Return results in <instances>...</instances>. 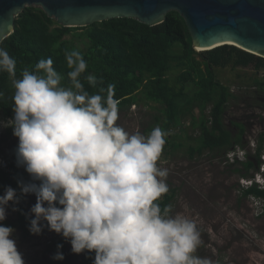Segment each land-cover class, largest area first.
<instances>
[{"label": "clouds", "instance_id": "1", "mask_svg": "<svg viewBox=\"0 0 264 264\" xmlns=\"http://www.w3.org/2000/svg\"><path fill=\"white\" fill-rule=\"evenodd\" d=\"M64 55L69 86L51 57L12 81L14 115L5 127L18 138L16 166L30 180H17L19 194L6 186L0 195V264H25L15 229L2 222L10 204L22 212L16 206L28 194L36 198L29 232L61 235L72 253H94L92 264H212L194 255L201 244L195 220L156 203L169 191L168 170L157 166L167 133L159 126L147 135L119 126L115 85L90 94L81 81L82 53ZM0 72L16 75V61L3 48ZM84 79L97 86L94 75ZM56 247L52 259L63 261V245Z\"/></svg>", "mask_w": 264, "mask_h": 264}, {"label": "trees", "instance_id": "2", "mask_svg": "<svg viewBox=\"0 0 264 264\" xmlns=\"http://www.w3.org/2000/svg\"><path fill=\"white\" fill-rule=\"evenodd\" d=\"M85 37L87 48L82 50L67 35ZM0 48L5 49L16 61V75L0 72V113L3 118H13V100L15 89L13 79H20L24 69H34L41 58L51 57L53 67L63 77V86H69L65 51L78 50L87 62V69L81 76L85 90L90 94L100 88L114 84V97L118 109L129 108L141 98L160 105L159 113L154 117V124L164 130L169 142L171 133L181 128L189 116L192 126L199 130L195 144L188 148L191 159L201 157L205 152H229L237 147H245V127L237 125L238 132L233 133L224 123V115L231 99L237 98L231 87L224 85L216 74L217 68L250 67L256 71L264 70V58L244 51L233 45H223L211 50L198 52L193 48L192 36L183 15L177 10L168 11L164 20L156 25H149L130 16L115 17L102 22H95L85 27H65L39 7L29 6L23 9L15 20L14 32L5 38ZM172 77L170 78V74ZM97 78L93 88L84 79L87 75ZM192 86L187 92L186 85ZM264 92V81L259 83ZM103 93L102 95H106ZM198 110L199 115L194 112ZM257 146L253 155H246L243 161L236 159L234 171L244 179L254 178L261 166V152L264 149V132L256 137ZM179 143L175 148L180 147ZM240 166V167H238ZM10 172L0 168V195L6 186L16 189L17 180H30L29 175L20 172L15 157L10 161ZM252 172V173H251ZM156 203L163 210L167 205L173 207L177 189L168 187ZM242 197H254L264 201V189L253 183L242 188ZM25 199L21 197L18 207L28 218L18 212L13 222H5L33 235L28 230L29 213ZM264 213V206L262 209ZM47 228L40 234L43 235ZM94 253L85 252L83 264H92Z\"/></svg>", "mask_w": 264, "mask_h": 264}, {"label": "rangeland", "instance_id": "3", "mask_svg": "<svg viewBox=\"0 0 264 264\" xmlns=\"http://www.w3.org/2000/svg\"><path fill=\"white\" fill-rule=\"evenodd\" d=\"M66 39H70L82 50L87 48L85 37L78 38L70 34ZM216 74L224 85L231 87L237 97L230 100L224 123L233 133L238 132L237 125L245 127V147L236 148L238 151H245V155L244 152H239L243 155L239 158L245 160L247 154H254L256 137L264 130V92L259 89V83L264 81V70L256 71L252 66L229 65L217 68ZM186 88L187 92H192L191 85L187 84ZM139 96L135 105L119 110L117 124L129 133L139 129L142 134L147 135L156 127L154 117L159 113L160 105L142 99L141 93ZM194 115H199L198 110H195ZM8 123L9 119L3 118L0 113V160L3 158L11 161L15 157L18 138L13 136L12 127H5ZM180 127L172 131L157 166L168 170L166 183L168 187L177 189L170 215L182 213L197 224L201 244L194 255L209 258L212 264H264V201L254 197L244 198L241 195L242 188L253 183L258 184L254 181L257 171H252L255 173L254 178L243 180L234 171L233 161L229 160L230 151H207L201 157L191 159L188 148L195 141L189 139V136L197 138L199 130L192 126L190 116ZM179 143L182 145L175 148ZM16 190L19 194V187ZM23 198L30 213L36 198L32 194ZM17 217L18 212L12 211L10 204L6 220L2 223L5 225L7 221L13 222ZM14 229L13 235L25 264L84 262L85 252L72 253L70 243L55 232L47 231L43 235L29 236L17 228ZM57 244L63 245L60 249L65 257L63 261L52 259L57 251Z\"/></svg>", "mask_w": 264, "mask_h": 264}, {"label": "water", "instance_id": "4", "mask_svg": "<svg viewBox=\"0 0 264 264\" xmlns=\"http://www.w3.org/2000/svg\"><path fill=\"white\" fill-rule=\"evenodd\" d=\"M29 6L42 8L65 27L121 16L156 25L168 11L177 10L188 24L196 51L233 45L264 58V0H0V46L14 32L16 17Z\"/></svg>", "mask_w": 264, "mask_h": 264}, {"label": "built area", "instance_id": "5", "mask_svg": "<svg viewBox=\"0 0 264 264\" xmlns=\"http://www.w3.org/2000/svg\"><path fill=\"white\" fill-rule=\"evenodd\" d=\"M233 91V90H232ZM262 132H264V130H262ZM257 146V144H256ZM255 146V148H256ZM239 152H244V155H245V151L242 150V151H238V150H231L230 153H229V160L233 161V163L236 161V159L238 158L240 161H243V159H240L241 156H243L242 154H240ZM240 157V158H239ZM245 158V157H244ZM261 166H260V170L257 171V174H256V182L258 183L259 187L261 189H264L263 186L261 185H264V149L262 150L261 152ZM0 168L6 172H10V161L7 160V159H1V162H0ZM20 172H25V170L22 168L20 170ZM245 180V179H243ZM262 180V181H261Z\"/></svg>", "mask_w": 264, "mask_h": 264}, {"label": "bare ground", "instance_id": "6", "mask_svg": "<svg viewBox=\"0 0 264 264\" xmlns=\"http://www.w3.org/2000/svg\"><path fill=\"white\" fill-rule=\"evenodd\" d=\"M231 44H234V43H232V42H230ZM198 48V50H203L204 48H200V47H197ZM206 48H208V47H206ZM0 162H1V160H0Z\"/></svg>", "mask_w": 264, "mask_h": 264}]
</instances>
